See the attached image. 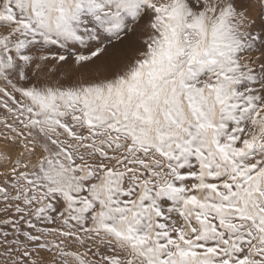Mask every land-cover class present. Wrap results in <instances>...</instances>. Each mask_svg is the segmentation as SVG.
I'll return each mask as SVG.
<instances>
[{
	"label": "snow or ice",
	"instance_id": "6c2138e0",
	"mask_svg": "<svg viewBox=\"0 0 264 264\" xmlns=\"http://www.w3.org/2000/svg\"><path fill=\"white\" fill-rule=\"evenodd\" d=\"M0 264H264V0H0Z\"/></svg>",
	"mask_w": 264,
	"mask_h": 264
},
{
	"label": "rangeland",
	"instance_id": "374dc122",
	"mask_svg": "<svg viewBox=\"0 0 264 264\" xmlns=\"http://www.w3.org/2000/svg\"><path fill=\"white\" fill-rule=\"evenodd\" d=\"M140 47L139 41L135 34H130L128 37L124 38V41L114 42L109 45L108 53L106 59L110 61H126L132 55H134L135 50Z\"/></svg>",
	"mask_w": 264,
	"mask_h": 264
}]
</instances>
